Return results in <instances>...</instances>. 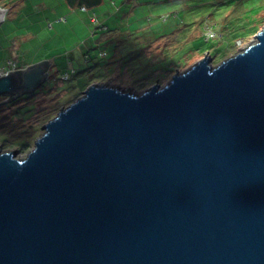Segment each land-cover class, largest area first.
I'll list each match as a JSON object with an SVG mask.
<instances>
[{"label": "water", "instance_id": "1", "mask_svg": "<svg viewBox=\"0 0 264 264\" xmlns=\"http://www.w3.org/2000/svg\"><path fill=\"white\" fill-rule=\"evenodd\" d=\"M255 40L142 93L93 83L26 158L0 146V264H264V27ZM50 64L0 76L2 103Z\"/></svg>", "mask_w": 264, "mask_h": 264}, {"label": "rangeland", "instance_id": "2", "mask_svg": "<svg viewBox=\"0 0 264 264\" xmlns=\"http://www.w3.org/2000/svg\"><path fill=\"white\" fill-rule=\"evenodd\" d=\"M0 5L7 9L0 25V76L6 75L3 70L11 62L25 69L50 62L66 52L64 47L96 43L98 37L104 40L98 48L102 53L96 59L98 64L91 62L82 69L77 61L69 81L60 77L67 67L53 60L49 77L34 94L6 103L2 102L8 98L0 96V146L3 151H18L20 159L35 148L43 126L72 103L59 101L81 96L89 82L136 93L157 83L163 87L178 71L188 70L207 54L216 67L241 52L256 41L255 36L249 38L254 25L250 23L264 17L262 12L254 16L264 0H105L92 9H72L66 0H0ZM59 15L62 17L55 21ZM206 21L216 30H224L225 36L221 31L219 38L206 42ZM52 27L55 30L50 33ZM226 29L235 33L227 35ZM72 31L77 42L68 37ZM48 37L52 39L46 42ZM155 69L164 71L153 74Z\"/></svg>", "mask_w": 264, "mask_h": 264}, {"label": "crops", "instance_id": "3", "mask_svg": "<svg viewBox=\"0 0 264 264\" xmlns=\"http://www.w3.org/2000/svg\"><path fill=\"white\" fill-rule=\"evenodd\" d=\"M66 1L72 9L79 8L77 5L72 4L73 2L71 0H70L71 2L69 0H66ZM0 7L7 10L5 6L0 5ZM60 17H62V16L59 15L57 18H55V21H58V19ZM66 21H64V22H66ZM68 24H66V25H68ZM60 27L63 31L68 30V28H64V26H60ZM73 29H74V27L72 26L71 30H73ZM54 30H55V28L52 27V30L50 31V33H52ZM72 34H73V31H72L71 35H69L68 37L72 40H75V42H77L78 38L76 37V35L72 36ZM52 37H53V35H52ZM52 37H48L46 42L50 41L52 39ZM68 37L65 35V40H67ZM106 40L107 39L105 38V41ZM95 41H97V42L96 43L95 42L90 43L89 41H85L80 46L72 48L73 50L72 49H66V47H64L66 52H60L59 54L55 55L54 59H49L50 63H51L49 66L51 68H53L55 66V63L53 60H57L58 65L63 66V67L65 65V67H67V68L69 67L68 69L72 70L73 67H74V69L77 67L76 62L79 61L82 64V69H86L88 67L87 66L88 63H87V61H85V54H89V56H92L94 58L95 55L99 52L98 48L100 47V44H102L104 42V40H101L100 37L96 38ZM41 62H43V61H41ZM33 65H35V64H33ZM29 66H32V65H29ZM67 68H64L62 70V74L60 76L61 78H62V75L67 72V70H66ZM18 69H23V67H18ZM89 83L92 84V82H89Z\"/></svg>", "mask_w": 264, "mask_h": 264}, {"label": "trees", "instance_id": "4", "mask_svg": "<svg viewBox=\"0 0 264 264\" xmlns=\"http://www.w3.org/2000/svg\"><path fill=\"white\" fill-rule=\"evenodd\" d=\"M70 1V0H69ZM73 3L72 4H74V5H77L79 8H84V9H92V8H96V7H98V6H101V5H103L104 4V2H105V0H71ZM70 1V2H71ZM112 1V0H111ZM114 1V0H113ZM263 6L264 5H262L261 6V8L259 9V12H256L255 14H254V16H256L257 17V15L259 14V13H261V15L262 14H264V10H263ZM260 7V6H259ZM246 12V11H245ZM247 13V12H246ZM92 18V17H91ZM92 20H95V18L93 17L92 18ZM251 25L252 24H254V25H252L251 27H252V31H251V34H250V36H249V38H251V37H254L263 27H264V17H262V18H260L259 20H254L252 23H250ZM213 24L212 23H210L209 21H206V31H205V33H203V35H204V39H205V41L206 42H208V41H210V40H212V39H217V38H219L218 37V34H220L221 33V31H222V36H225V32H224V30H221V31H219L218 29L216 30L215 28H214V26H212ZM98 28L101 30V26L99 25L98 26ZM105 31H109L108 29H106ZM226 31V33H228L227 35H230L231 33H235V31H233V29H230V30H228V29H226L225 30ZM213 33L214 34V37L213 38H210L209 40H207V37H208V33ZM221 35H220V37H222ZM236 38H237V40H241L240 39V37H238V35H234ZM99 52L95 55V57L93 58L92 56H89V54H85V61H87V63H91L92 62V64L93 63H95V65H97L98 63L96 62V59H98L99 58V56L102 54V53H100L99 55ZM9 69V68H8ZM161 71H164V70H154L153 72V74H158L159 72H160V74H161ZM73 76V75H72ZM71 76V77H72ZM70 80V79H69ZM68 80V81H69ZM90 85V83H88L86 86H89ZM84 90L86 89V88H83ZM79 97V95L77 96V97H73V98H69V99H67V100H63V101H59V104H61V103H66V102H74L75 100H76V98H78ZM53 111V108H52V110H50L49 112H52ZM55 117V116H54ZM49 119V118H48Z\"/></svg>", "mask_w": 264, "mask_h": 264}, {"label": "built area", "instance_id": "5", "mask_svg": "<svg viewBox=\"0 0 264 264\" xmlns=\"http://www.w3.org/2000/svg\"><path fill=\"white\" fill-rule=\"evenodd\" d=\"M211 38V37H214V34L213 33H209L208 35V38ZM18 70H21V69H18V66L16 65V63L14 62H11L9 64V69L7 71L3 70L6 74H9V72L11 71H18ZM72 73H69V72H66L62 75V81H68L71 76L73 75V73L75 72L74 70H71Z\"/></svg>", "mask_w": 264, "mask_h": 264}, {"label": "flooded vegetation", "instance_id": "6", "mask_svg": "<svg viewBox=\"0 0 264 264\" xmlns=\"http://www.w3.org/2000/svg\"><path fill=\"white\" fill-rule=\"evenodd\" d=\"M29 95H32V94H29ZM6 98H9V97H6ZM19 99H17V101H18Z\"/></svg>", "mask_w": 264, "mask_h": 264}, {"label": "bare ground", "instance_id": "7", "mask_svg": "<svg viewBox=\"0 0 264 264\" xmlns=\"http://www.w3.org/2000/svg\"><path fill=\"white\" fill-rule=\"evenodd\" d=\"M210 33V32H209ZM209 33H208V35H209Z\"/></svg>", "mask_w": 264, "mask_h": 264}]
</instances>
